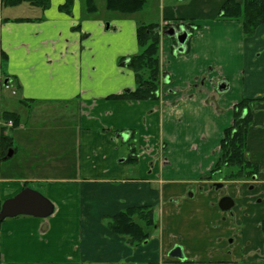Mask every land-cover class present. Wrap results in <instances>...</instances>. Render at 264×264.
<instances>
[{
	"label": "crops",
	"instance_id": "0c3cea01",
	"mask_svg": "<svg viewBox=\"0 0 264 264\" xmlns=\"http://www.w3.org/2000/svg\"><path fill=\"white\" fill-rule=\"evenodd\" d=\"M225 1L180 0L162 6L159 22L89 13L85 0L68 11L66 0L0 8V73L27 112H42L39 126L20 113L10 133L17 150L0 164V206L28 187L54 207L47 218L0 221V264H236L261 244L262 262L246 264H264V24L245 36L239 21L220 18ZM140 23L185 28V51L160 35L156 98H109L136 87L120 62L140 52ZM243 99H261L248 131L246 155L259 166L251 182L210 175ZM70 104L71 122L62 113ZM222 196L231 212L219 209ZM138 207L153 211L148 239L109 229ZM176 245L182 262L168 256Z\"/></svg>",
	"mask_w": 264,
	"mask_h": 264
},
{
	"label": "trees",
	"instance_id": "16d2710c",
	"mask_svg": "<svg viewBox=\"0 0 264 264\" xmlns=\"http://www.w3.org/2000/svg\"><path fill=\"white\" fill-rule=\"evenodd\" d=\"M72 0H66L63 10L68 11ZM95 0H85L89 13L96 11ZM145 0H106L105 8L109 12L130 15L142 10ZM26 4L41 11L49 7V0H0V8H13ZM220 18L239 21L245 36H251L256 29L264 24V0H226L220 8ZM15 21H28L16 19ZM170 25H165L167 29ZM159 23H140L136 29V37L140 52L131 57L122 59L120 64L132 71L136 87L133 91H125L109 98L124 100H149L156 98L159 88L160 61ZM172 43L174 41L172 40ZM22 100V99H21ZM261 99H243L234 104L231 125L224 129L219 143L217 161L210 171L211 174H221L227 180H247L257 176L259 166L248 160L246 155L248 131L253 122V107ZM21 103L27 104L22 100ZM3 124L12 122V129L18 127L20 116L15 112L3 111L0 115ZM8 127H0V156L4 159L11 149L14 159L17 148L14 147L13 138L8 133ZM135 157L131 154L126 162H133ZM206 176V178L210 177ZM153 211L148 207L129 208L115 215L109 222V229L115 233L125 235L134 243H142L149 238L154 227ZM264 232V221L260 224Z\"/></svg>",
	"mask_w": 264,
	"mask_h": 264
},
{
	"label": "water",
	"instance_id": "95a60500",
	"mask_svg": "<svg viewBox=\"0 0 264 264\" xmlns=\"http://www.w3.org/2000/svg\"><path fill=\"white\" fill-rule=\"evenodd\" d=\"M165 36L175 40L178 53L185 51V43L188 33L183 27H171L165 32ZM224 85L220 84L219 89H224ZM13 150H9L5 159H10ZM234 206V201L229 196H222L218 201V207L221 211H229ZM54 211V207L49 200L42 196L39 192L28 187L22 189L14 197L5 200L0 206V221L7 218H14L21 215L32 216L36 218H47ZM169 257L184 261V253L180 246L176 245L168 254Z\"/></svg>",
	"mask_w": 264,
	"mask_h": 264
},
{
	"label": "rangeland",
	"instance_id": "374dc122",
	"mask_svg": "<svg viewBox=\"0 0 264 264\" xmlns=\"http://www.w3.org/2000/svg\"><path fill=\"white\" fill-rule=\"evenodd\" d=\"M179 1L180 0H145L144 6H143L142 10L140 12H138L137 17L140 20V22H159V20H160L159 17L161 14L162 6L166 7L169 4L177 5L179 3ZM95 5L97 8V13L99 15L102 16L104 13L112 14L111 12H105V9H104L105 0H95ZM83 8H84V6H83ZM9 85H10V89L1 88V91H0V115L3 111H9V112H15L19 116H21L20 115V113H21L25 117V113L27 111L23 107H27V104L21 103L22 100L15 97V89H14L12 83L9 82ZM55 107L57 108L58 106H55ZM62 113L64 114L65 118H68L69 122H71V119H69V118L76 119V116H75L76 115V109H75V106L73 104L65 106V109L63 110ZM27 114L32 116V120H33V123L35 124V126L40 125V123H41L40 116L42 114V112H40V110H37V112H35V110H33L30 112H27ZM20 119H21V117H20ZM0 125L3 126V124L1 122H0ZM46 129H49V127H46ZM11 131H12V128H9L8 133L10 134ZM76 132L77 131L75 130L74 138L77 139ZM11 137H12V135H11ZM76 143H75V145H76ZM75 153H76V149H75ZM15 159L19 160V156L17 155V157ZM17 166H18V164H15V167H17ZM251 180L252 179H247V182H251ZM28 185L30 187H32L34 189H38V190L41 188L40 186H36L35 184H32V183H29ZM263 236H264V233H263ZM261 248H262V244H261ZM243 252H246V251H243ZM244 254L240 253L241 259L235 260L236 264H246V263H251L254 261H258V262L261 261L262 262V251H261V253L256 252V253H247L246 255H244ZM263 254H264V251H263ZM229 264H232V263H229Z\"/></svg>",
	"mask_w": 264,
	"mask_h": 264
},
{
	"label": "built area",
	"instance_id": "2783aa9c",
	"mask_svg": "<svg viewBox=\"0 0 264 264\" xmlns=\"http://www.w3.org/2000/svg\"><path fill=\"white\" fill-rule=\"evenodd\" d=\"M1 88L10 89V85L9 84H3V78L1 77V74H0V91H1ZM8 125H11V122H9Z\"/></svg>",
	"mask_w": 264,
	"mask_h": 264
},
{
	"label": "flooded vegetation",
	"instance_id": "af4514ba",
	"mask_svg": "<svg viewBox=\"0 0 264 264\" xmlns=\"http://www.w3.org/2000/svg\"><path fill=\"white\" fill-rule=\"evenodd\" d=\"M178 28H180V27H178ZM178 28H177V29H178ZM3 162H5V160H4V159H1V156H0V164L3 163ZM220 186H221V185H220ZM232 208H233V207H232ZM228 212H231V210L228 211ZM229 242H230V245H232L233 240L231 239ZM235 247H236V246H235ZM261 251H262V248H261Z\"/></svg>",
	"mask_w": 264,
	"mask_h": 264
}]
</instances>
